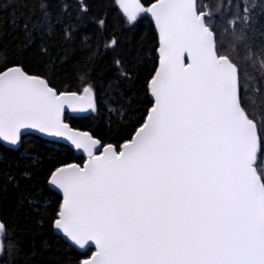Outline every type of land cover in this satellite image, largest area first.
Listing matches in <instances>:
<instances>
[{"label": "snow or ice", "instance_id": "6c2138e0", "mask_svg": "<svg viewBox=\"0 0 264 264\" xmlns=\"http://www.w3.org/2000/svg\"><path fill=\"white\" fill-rule=\"evenodd\" d=\"M0 12V264H264V0Z\"/></svg>", "mask_w": 264, "mask_h": 264}, {"label": "trees", "instance_id": "16d2710c", "mask_svg": "<svg viewBox=\"0 0 264 264\" xmlns=\"http://www.w3.org/2000/svg\"><path fill=\"white\" fill-rule=\"evenodd\" d=\"M7 20H8L7 14L4 12H0V26L5 25ZM141 34L148 37L149 39L151 38V33L147 27V24H145L144 28L142 29ZM149 61H150V55H149ZM151 67H152V64L150 62H148L145 66L144 71L147 72L149 69H151ZM81 123L84 124L85 126L91 125L93 127H95L96 125H100L103 128L104 121L102 119H97L96 121H81ZM104 130H106V129H104ZM37 147L39 148V146H37ZM4 151H5L4 148L2 146H0V153H4ZM39 151H40L41 157H42L44 154V149L40 148ZM49 155H58V156L62 157L63 154L53 152V153H49ZM37 158H39V157H37ZM68 158L71 159L70 156Z\"/></svg>", "mask_w": 264, "mask_h": 264}]
</instances>
